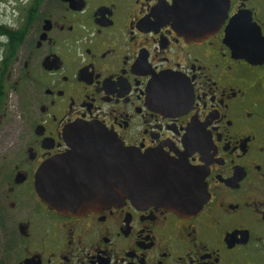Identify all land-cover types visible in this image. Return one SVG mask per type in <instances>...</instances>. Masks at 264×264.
I'll use <instances>...</instances> for the list:
<instances>
[{
    "label": "flooded vegetation",
    "instance_id": "af4514ba",
    "mask_svg": "<svg viewBox=\"0 0 264 264\" xmlns=\"http://www.w3.org/2000/svg\"><path fill=\"white\" fill-rule=\"evenodd\" d=\"M79 122L183 160L204 202L49 208ZM0 264H264V0H0Z\"/></svg>",
    "mask_w": 264,
    "mask_h": 264
},
{
    "label": "water",
    "instance_id": "95a60500",
    "mask_svg": "<svg viewBox=\"0 0 264 264\" xmlns=\"http://www.w3.org/2000/svg\"><path fill=\"white\" fill-rule=\"evenodd\" d=\"M181 6L175 2L176 16L186 13ZM64 138L70 150L44 162L34 183L41 200L59 213L81 214L129 200L188 215L205 200L194 170L181 159L125 147L96 123H75L64 130ZM75 157L81 166L70 180Z\"/></svg>",
    "mask_w": 264,
    "mask_h": 264
},
{
    "label": "rangeland",
    "instance_id": "374dc122",
    "mask_svg": "<svg viewBox=\"0 0 264 264\" xmlns=\"http://www.w3.org/2000/svg\"><path fill=\"white\" fill-rule=\"evenodd\" d=\"M7 124H8L7 134L11 141L15 137V134L12 131L16 130L19 127L18 112L16 111L14 106H11L9 109Z\"/></svg>",
    "mask_w": 264,
    "mask_h": 264
}]
</instances>
